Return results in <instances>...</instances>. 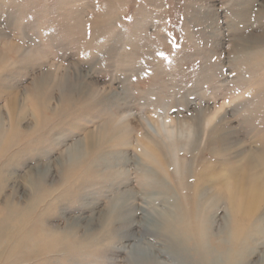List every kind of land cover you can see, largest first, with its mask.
<instances>
[{"label":"rangeland","instance_id":"rangeland-1","mask_svg":"<svg viewBox=\"0 0 264 264\" xmlns=\"http://www.w3.org/2000/svg\"><path fill=\"white\" fill-rule=\"evenodd\" d=\"M13 118L25 152L0 160V208L39 198L72 244L96 234L61 264H230V193L255 184L264 260V0H0V156Z\"/></svg>","mask_w":264,"mask_h":264},{"label":"bare ground","instance_id":"bare-ground-1","mask_svg":"<svg viewBox=\"0 0 264 264\" xmlns=\"http://www.w3.org/2000/svg\"><path fill=\"white\" fill-rule=\"evenodd\" d=\"M215 117H212V119H210V121H213L215 119ZM151 121H152V125L157 126L158 132L163 133L164 129L166 128L165 124H161L160 122L154 123L153 120H151ZM14 123L15 124H13V126H12L10 136H7V138H6L7 147L2 149L3 151L1 153L0 160L5 158L6 154L9 153L10 149H12L14 146L17 149L15 151L16 153H14L15 156L16 155L19 156L23 152H25V150H24L25 147H23L24 149H22L23 139L21 140V138H20L22 131H20L21 127H20L19 123H21V122L16 121V119H14ZM26 132L24 131V133H26ZM32 132H34V131H32ZM180 132L184 133L182 131H180ZM173 134H174V132H173ZM188 134H190V132ZM0 138H2V137L0 136ZM37 144H38V142H37ZM96 144L97 143H95V141H93V144H91L89 146L92 149L95 147L94 145H96ZM148 150H150V147L148 148ZM12 156H14V155H12ZM1 179L2 178H0V180ZM238 188L237 189L234 188L235 191L230 193L232 201H234L238 204L237 205L238 206L237 211L239 213V216L241 217V218H238L239 219V220H237L238 222H235L236 224L238 223V226L234 228L235 232L232 231L233 232V235H232L233 238L231 241L233 242V244L231 246V252H230V254H231L230 264H250V262H251L250 258L252 256H254V254H255L254 252L258 249V247H257L256 243H254L255 244L254 246H256V247H251L249 245L250 244L249 239H251L250 237L253 235V233H252L253 231L251 230L250 227H249L250 229L247 228V226H248L247 224H249V222L252 219H255L254 211L260 203V202H258L260 200V199H258V196L261 194V191L258 189L259 187L256 186V184L251 186L250 189H248V191H244L245 187H244V190L243 189L239 190ZM0 192H1V190H0ZM33 199H34L33 202L31 203V205L28 207L27 210L25 209L24 202H21V201L17 202V203H14V202L12 203V201H7L5 208L4 209L0 208V213L2 216V218L0 220V264H27V263L28 264H48V263H46L48 259L43 258V257L50 255V254H55V252H56L55 249H53V246L50 245V243L56 242V241L57 242L63 241V244H61V245H63L65 249H68V252L72 251V250H69L70 247L74 248L75 251H72L73 253L70 252V254H68V253L63 254L62 256L56 255V257H55L56 263H54V262L53 263L54 264H57V263L61 264L62 262H66V261L71 260L77 256V254L80 252V250L76 248L78 243H80V242H81V244L86 243V244H89V246L90 245L93 246V245L97 244V238L95 237L96 234L91 235V236L87 235V237H83L84 239L81 238L82 241L73 240L74 244H72L73 243L71 240L72 237L69 234L75 233L76 230H74L71 225H70L71 227L68 228L66 233L55 230L56 227L54 228L52 224H50L51 226L49 225V219L47 216L42 215V214H38L39 211L36 212L37 207L40 204H42L43 202L39 198H33ZM2 202H4V201H2ZM52 216L56 217L55 215H52ZM54 217H52V218H54ZM260 217H261V215H260ZM179 218H180L179 222H181L182 224L179 223L180 225H178V227L176 225H175V227L172 226V231L175 232L174 235H175V238L177 239V241L174 243V245L176 244V246H174L175 248H173L175 253H178V251H180L181 249H184L186 247V245L187 246L191 245V242L194 244V242H193L194 238L193 237L197 236L196 231L194 230L195 233L192 234L193 237L192 236H190V238L185 237L187 234H189L190 231H193V230H190V228L187 226L184 227V224L190 220L195 221L194 214H193V216L190 217L191 219L188 217V214H184ZM59 219H60V217H59ZM209 219H211V218H209ZM259 219H258V221H259ZM54 221H55V219H54ZM51 222H53V221L51 220ZM244 225H247V226L245 227ZM251 225H253V223H251ZM69 229H70V231H69ZM263 229L264 228H262V227H261V229L257 228L258 233L260 234L263 231ZM110 232H111V230H109L108 232H105V233H110ZM67 233H69V234H67ZM76 234H77V232H76ZM107 238H108V236H107ZM125 238H129V235H126ZM191 238H193V239H191ZM86 241H88V242H86ZM86 244L83 247L87 246ZM89 246H87V247H89ZM254 248H255V251H253ZM100 252H101V250H100ZM108 252H109V250H108ZM207 253L202 254V256H200L201 261H203L204 264L205 263L206 264H215L213 262V260L210 258V256L207 255ZM162 254H163V250H156V255H162ZM113 255L115 257H119V256H116V255H118L117 252L114 253ZM185 255L186 254H184V253L181 255H180V253H178L176 255V257H180L182 259L183 256H185ZM198 258H199V256H198ZM75 259H77V258H75ZM183 259H185V258H183ZM34 260H37V261H35L34 263H31ZM76 261L77 260H73V262H74L73 264H79ZM147 263H149V262L147 261ZM259 264H264V260L262 262H260Z\"/></svg>","mask_w":264,"mask_h":264}]
</instances>
